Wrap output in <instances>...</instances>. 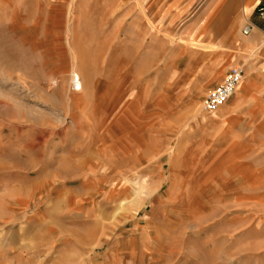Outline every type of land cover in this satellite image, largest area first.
Segmentation results:
<instances>
[{
	"label": "rangeland",
	"instance_id": "374dc122",
	"mask_svg": "<svg viewBox=\"0 0 264 264\" xmlns=\"http://www.w3.org/2000/svg\"><path fill=\"white\" fill-rule=\"evenodd\" d=\"M222 1L0 0V264H264V38Z\"/></svg>",
	"mask_w": 264,
	"mask_h": 264
},
{
	"label": "built area",
	"instance_id": "2783aa9c",
	"mask_svg": "<svg viewBox=\"0 0 264 264\" xmlns=\"http://www.w3.org/2000/svg\"><path fill=\"white\" fill-rule=\"evenodd\" d=\"M258 17L264 20V3L256 7ZM250 30V26L246 25L242 29V33L246 35ZM244 76V68L242 65L230 67L222 77L221 81L209 89L202 99V109L207 112L215 111L220 105L225 103L234 93L238 83Z\"/></svg>",
	"mask_w": 264,
	"mask_h": 264
},
{
	"label": "crops",
	"instance_id": "0c3cea01",
	"mask_svg": "<svg viewBox=\"0 0 264 264\" xmlns=\"http://www.w3.org/2000/svg\"><path fill=\"white\" fill-rule=\"evenodd\" d=\"M264 0H245L243 2V9L245 10V14L247 15V22L246 25L250 26V30L247 34L248 38L246 39L247 43L252 44L255 43V41L263 37L264 38V20H262L260 17H258L256 13V7L260 4H263ZM223 10L225 16H233L237 15V0H223ZM245 15V17H246ZM243 66V65H242ZM228 67L225 72L229 69ZM224 72V74H225ZM223 74V76H224ZM245 74V72H244ZM222 76V77H223ZM255 86V81H252L251 79H247L245 81H242L238 87L237 91L240 94V96H243L244 94H247L251 90H253V87Z\"/></svg>",
	"mask_w": 264,
	"mask_h": 264
},
{
	"label": "bare ground",
	"instance_id": "6f19581e",
	"mask_svg": "<svg viewBox=\"0 0 264 264\" xmlns=\"http://www.w3.org/2000/svg\"><path fill=\"white\" fill-rule=\"evenodd\" d=\"M78 84H77V80L75 79L74 81H73V86H77Z\"/></svg>",
	"mask_w": 264,
	"mask_h": 264
}]
</instances>
